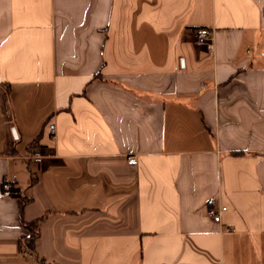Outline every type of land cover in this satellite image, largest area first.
<instances>
[{"label": "crops", "instance_id": "0c3cea01", "mask_svg": "<svg viewBox=\"0 0 264 264\" xmlns=\"http://www.w3.org/2000/svg\"><path fill=\"white\" fill-rule=\"evenodd\" d=\"M5 178L0 264H264V0H0Z\"/></svg>", "mask_w": 264, "mask_h": 264}, {"label": "built area", "instance_id": "2783aa9c", "mask_svg": "<svg viewBox=\"0 0 264 264\" xmlns=\"http://www.w3.org/2000/svg\"><path fill=\"white\" fill-rule=\"evenodd\" d=\"M195 35L197 37V42L199 44H202V45L206 44L209 48H212V42H213L214 35L212 34V31L208 27L202 26V28H198L196 30ZM49 125L51 128V131L54 132L56 125L54 123H50ZM30 158L32 159L35 158L36 160L40 161L43 159V155L39 151H35L33 155L30 156ZM137 161L138 160L136 156L129 159V163L132 165L137 163ZM2 184L3 186L0 192V197L6 198L8 196H13L17 193L14 188V184H12L8 178H5ZM226 208H227L226 206H222L221 208H212L210 210V215L213 217L215 221L221 222L222 211Z\"/></svg>", "mask_w": 264, "mask_h": 264}, {"label": "trees", "instance_id": "16d2710c", "mask_svg": "<svg viewBox=\"0 0 264 264\" xmlns=\"http://www.w3.org/2000/svg\"><path fill=\"white\" fill-rule=\"evenodd\" d=\"M29 201L27 198H22L21 199V209L22 207L24 206V204ZM23 224L24 226H27L30 230V233L28 236L25 237V242H26V245L28 247V249L30 251H34L35 250V244H36V237L39 233V230H38V220H35V221H25L23 220Z\"/></svg>", "mask_w": 264, "mask_h": 264}]
</instances>
